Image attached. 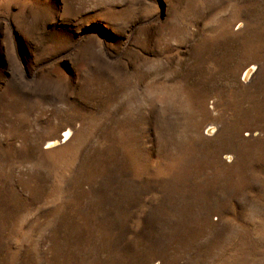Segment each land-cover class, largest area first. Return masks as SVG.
Masks as SVG:
<instances>
[{
    "label": "rangeland",
    "instance_id": "1",
    "mask_svg": "<svg viewBox=\"0 0 264 264\" xmlns=\"http://www.w3.org/2000/svg\"><path fill=\"white\" fill-rule=\"evenodd\" d=\"M0 264H264V0H0Z\"/></svg>",
    "mask_w": 264,
    "mask_h": 264
},
{
    "label": "bare ground",
    "instance_id": "2",
    "mask_svg": "<svg viewBox=\"0 0 264 264\" xmlns=\"http://www.w3.org/2000/svg\"><path fill=\"white\" fill-rule=\"evenodd\" d=\"M252 76H253V67H247L243 71V74H242L243 80H249V79L252 78ZM207 132L210 133L211 130L210 129H207ZM60 137L65 140L67 138V133L63 132ZM55 142H56V139L47 142L46 145H49V146L46 147V148H51L55 144Z\"/></svg>",
    "mask_w": 264,
    "mask_h": 264
}]
</instances>
